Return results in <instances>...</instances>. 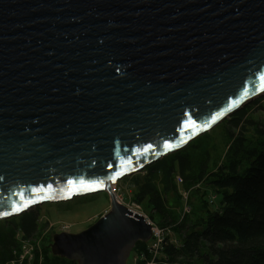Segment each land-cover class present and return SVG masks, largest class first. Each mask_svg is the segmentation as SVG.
<instances>
[{
    "label": "water",
    "instance_id": "obj_1",
    "mask_svg": "<svg viewBox=\"0 0 264 264\" xmlns=\"http://www.w3.org/2000/svg\"><path fill=\"white\" fill-rule=\"evenodd\" d=\"M262 93L264 0H0V219L105 191L50 251L126 264L151 225L110 184Z\"/></svg>",
    "mask_w": 264,
    "mask_h": 264
},
{
    "label": "trees",
    "instance_id": "obj_2",
    "mask_svg": "<svg viewBox=\"0 0 264 264\" xmlns=\"http://www.w3.org/2000/svg\"><path fill=\"white\" fill-rule=\"evenodd\" d=\"M255 109L263 116L253 117ZM225 119L229 145L212 171L208 150L196 162L179 149L146 166V173L133 179L130 200L168 230L160 254L169 264H264V100L256 99ZM177 174L183 179L181 187L192 192L190 212L183 216L177 211L182 203ZM205 181V190L195 187ZM170 193L174 201L168 204ZM210 194L219 198L218 203L209 201ZM0 222V264L20 253L22 241L33 244V257L18 264H78L53 255L47 237L36 244L42 227L39 206ZM148 247L147 242L137 241L132 251L147 253Z\"/></svg>",
    "mask_w": 264,
    "mask_h": 264
},
{
    "label": "rangeland",
    "instance_id": "obj_3",
    "mask_svg": "<svg viewBox=\"0 0 264 264\" xmlns=\"http://www.w3.org/2000/svg\"><path fill=\"white\" fill-rule=\"evenodd\" d=\"M260 99L264 100V93L256 96L251 99L246 104L251 103L252 101ZM245 104V105H246ZM253 117H262L263 113L261 110L255 109L251 113ZM226 120V119H225ZM225 120L220 122L218 125L213 127L210 131L206 132L207 134L200 135L192 139L186 146L180 149L181 153L189 155L196 162L201 159V153L204 150H208L210 153V160L208 162L209 170L214 169V162L221 161L226 153L229 145L228 137L225 129ZM197 144V146H195ZM194 146V147H193ZM147 169V168H145ZM146 173V170H140L134 172L126 177L121 178L118 181L120 187V194L123 196L124 202H130V194L132 191V182L134 177L143 176ZM206 182L203 184L198 183L196 186H201V189L205 190ZM178 186V185H177ZM181 187V186H178ZM181 187L180 189H182ZM189 193H192L188 189ZM211 195V194H210ZM194 194L191 195V201L193 200ZM174 194L170 193L167 197L168 204H171L174 201ZM218 199L215 197V201L218 203ZM181 207H178V213L183 215V201H181ZM194 203L196 199L194 197ZM214 203V202H213ZM214 204L213 206H215ZM110 209V199L107 192H99L95 194H90L82 197H74L68 201L62 202H53V203H44L39 206V215L41 230L39 238H35L34 241L36 244L40 245V239L44 237L48 238L49 247L52 242V237L55 233L59 232H70L76 233L80 232L94 222H96L102 215H104ZM177 213V214H178ZM1 220V219H0ZM2 223V222H0ZM66 225L68 228L66 230H61V226ZM37 237V236H36ZM175 234L171 233L170 238L174 239ZM148 246H150V239L147 241ZM39 248V247H38ZM135 256L134 251H131L126 264L133 263V257Z\"/></svg>",
    "mask_w": 264,
    "mask_h": 264
},
{
    "label": "built area",
    "instance_id": "obj_4",
    "mask_svg": "<svg viewBox=\"0 0 264 264\" xmlns=\"http://www.w3.org/2000/svg\"><path fill=\"white\" fill-rule=\"evenodd\" d=\"M176 184L181 186L183 179L180 175H175ZM110 191L113 195H115L116 200L119 203L125 204L132 211L143 215L146 221L151 225L152 235L150 238V246L148 247L147 253L143 252L137 254L133 257L132 264H139V262H143V264H169L161 258V249L162 245L165 242L167 236V228L160 227L153 220H151L142 210L141 206L130 200V202H124L123 196L120 194V187L118 182H114L110 184ZM179 194L183 201V215L185 213L190 212L189 205V191L182 188L179 189ZM215 194L209 195V201L211 203L215 202ZM182 215V216H183ZM68 227L66 225L61 226V230H66ZM15 257L8 261L5 264H18L23 260H30L33 257V244L30 241H22L21 251L20 253H14Z\"/></svg>",
    "mask_w": 264,
    "mask_h": 264
},
{
    "label": "snow or ice",
    "instance_id": "obj_5",
    "mask_svg": "<svg viewBox=\"0 0 264 264\" xmlns=\"http://www.w3.org/2000/svg\"><path fill=\"white\" fill-rule=\"evenodd\" d=\"M215 118H216V117H213V120H215ZM193 123H194V122H193ZM165 146L168 147L169 145L166 144ZM69 183H71V182H69ZM4 215H7V213H4Z\"/></svg>",
    "mask_w": 264,
    "mask_h": 264
}]
</instances>
